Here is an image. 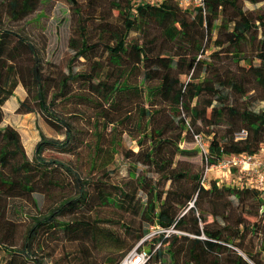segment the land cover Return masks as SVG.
Returning a JSON list of instances; mask_svg holds the SVG:
<instances>
[{"label":"trees","instance_id":"obj_1","mask_svg":"<svg viewBox=\"0 0 264 264\" xmlns=\"http://www.w3.org/2000/svg\"><path fill=\"white\" fill-rule=\"evenodd\" d=\"M5 1L7 4L2 16L14 22L21 21L35 12L40 2V0ZM68 1L80 18L78 34L81 47L78 46L77 58L83 56L92 61L97 49L102 46L108 55L107 61L114 70L112 79L116 76L119 78L110 85L104 82L98 74L102 69L99 67L100 63L94 62L95 66L91 68L89 74L70 75L65 79L64 87L67 86L69 79L83 77L87 79L92 91L103 97L111 107L120 109L134 104L142 120V123H139L143 129L141 145L145 142L144 139H150L149 151L146 154H139L141 157L139 160H143L147 166L160 167L162 173L170 172L163 176L164 180H172L168 190L161 189L157 183L149 182L146 177H142L140 182L141 189L148 195L145 207L140 213L141 218L162 229L174 228L179 231L169 236L165 233H158L155 236L153 241L160 242L161 247L164 246L165 249L160 247L155 253L149 251L152 253L151 260H155L156 264H163L164 250H167L170 264H251L250 259L244 258L238 252L240 243L248 231L241 230V225L245 222L241 213L243 214L245 209L255 208L253 215L256 218L260 216L262 200L259 192L249 187L237 189L221 187L217 186L216 182H212L211 188L205 189L201 185L202 176H196V182L187 188L189 176L172 168L171 160L178 153L170 154L169 150L171 151V147L174 146L178 151H182L178 147V142L183 132L188 130L193 133L194 130L196 134L205 133L204 127H208L206 133L212 136L207 161L209 165L218 164L225 156L231 154L258 153L264 145V109L256 110L250 107L236 109L232 113L231 125L222 134L218 130L231 109L227 90L247 96L250 91L247 87L252 79L264 87V13L253 14L244 9L246 3L259 4L264 0H206L205 14L201 10L192 12L185 10L174 0H164L161 4H150L144 0L138 4L133 0H108L105 8L101 7L103 0H88L94 15H101L104 18L100 22L102 26L98 25L103 28V34L108 35L107 42L101 41L103 44L90 42L91 37L80 0ZM109 7L110 11L118 12L122 21L119 29L113 26L110 16L107 17ZM6 25V21L1 18L0 192L8 197H18L36 192L37 184L33 182L34 179L42 178L40 180L42 182L48 176L50 170L44 165L46 162L43 156L45 147L51 145L67 150L70 143L69 138L64 141L43 138L36 148L35 161L38 165L35 167L34 162L27 156L20 133L12 127L1 128L4 118L3 105L19 85L18 80L11 85L16 73L15 65L19 63L21 52L25 49H30L33 58L36 59L31 71L38 89L39 107L48 118L52 115L46 103L43 75L41 66L35 58L33 44ZM215 30H218L219 35L214 44L220 48L216 54L225 52L236 59V62H243V66L240 67L247 73L246 75L222 73L220 66L212 60L214 54L210 58L198 59L199 54L205 51V40L211 37ZM135 31L143 38H148L151 46L140 45L139 41H129L130 34ZM256 61L259 64H256ZM136 69L143 70L142 87L131 82V76ZM92 70L95 74H92ZM192 70L194 72L203 70L206 75L201 78L199 74L194 73L190 81L184 83L181 76L189 75ZM20 78L23 82L24 78ZM139 103L142 106H139ZM146 103L149 105L147 109ZM32 111L34 109L27 100L21 102L19 113ZM182 114H186V117H182ZM175 119H178L176 125L180 128L176 137L174 130L168 132V129L175 128V125L171 124L175 123ZM156 120L157 124L152 126ZM111 123L115 126L119 120ZM198 123H201V126ZM104 124L109 126V122L107 124L104 121ZM243 130L247 132L246 138L236 139V135ZM99 152L100 148L97 147L96 154ZM58 165L71 171L62 163ZM7 170H11L12 173L9 174ZM50 183L52 184V181ZM116 190L114 194L110 191L107 195L103 193L102 205H116L124 208V212L138 215L139 205H136L133 194L122 188ZM230 196H235L239 201L237 216H232V212L225 214L232 205L227 200ZM69 202L80 204L83 201L79 198L66 203ZM192 202L193 206H190ZM203 205L219 206L216 207L213 223L208 222ZM54 213L36 219L28 238L35 232L38 233L41 227L49 226L55 230L63 228L66 232L72 233V238L80 239L82 224L77 223L80 227H75L72 222L58 220ZM223 223L228 224L222 225ZM256 226L257 224H253L251 233H254ZM91 227L86 226L87 236L84 238L91 236L93 239L95 235L97 237L106 235L121 245V241L114 238L111 230ZM148 233L149 229L146 228L138 236L137 242ZM238 239L240 242H237ZM262 247L264 249V241ZM1 248L0 241V250ZM251 256L256 264H262L254 255ZM121 259L110 258L106 264H120L123 260Z\"/></svg>","mask_w":264,"mask_h":264},{"label":"rangeland","instance_id":"obj_2","mask_svg":"<svg viewBox=\"0 0 264 264\" xmlns=\"http://www.w3.org/2000/svg\"><path fill=\"white\" fill-rule=\"evenodd\" d=\"M133 1L135 4L141 2V0ZM79 2L86 18L85 23L89 29L90 42H99L100 44H103L101 41L107 42L108 35H104L103 28L100 27L102 26L100 22L104 19L103 16L94 15L88 0ZM6 4L5 0H0V19L6 21V26L12 31L22 34L33 44L35 58L41 66L43 75L46 103L52 115H49L48 118L39 107L38 89L31 71L36 59L33 58L34 55L30 49H25L21 52L19 63L15 65L16 73L11 85L18 80L19 85L15 89L16 96L22 98L18 102L21 104L27 100L34 111L19 113V108H17L16 112L20 118H17L13 126L7 125L5 112H10L6 115L9 118L15 107V105L12 106L13 103H10L12 101L7 102L8 99L3 105L4 118L1 128L12 127L20 133L27 156L34 162L35 167L38 165L35 161L36 148L43 138L61 141L69 138L70 148L62 150L51 145L45 147L43 156L46 163L44 165L49 168L50 172L45 181L40 182L42 178L34 179L33 182L35 185L37 184L36 192L18 197H8L0 192V241L2 243L0 264H38V262L41 264H83L85 262L106 264L110 258L123 259L133 250L155 253L161 247V243L153 241L157 235L154 236V233L157 232L154 225L144 221L140 216L148 198L147 193L141 189L140 182L142 177H146L149 182L157 183L161 189L168 190L172 180L163 178L170 174L169 171L162 173L160 167L147 166L143 160H139L141 158L138 156L139 154H146L149 151L150 139H144L145 142L143 141L144 143L141 145L143 129L139 126L142 120L138 108L133 106L134 104L120 109L111 107L103 97L101 98L100 95L92 91V88L88 86L87 79L83 77L69 79L67 86L64 87V81L70 75L89 74L91 68L95 66L94 62H99V67L102 68L98 73L101 80L109 85L116 81L119 76L112 79L114 70L107 61V53L101 46L97 49L96 56L92 61H88L89 59L83 56L77 58L76 53L81 47V39L78 34L80 18L68 0H40L36 11L18 22L8 21L7 17L2 16ZM106 4H108V0H103L101 7L105 8ZM244 9L253 14L264 13V2L246 3ZM106 14L107 17L110 16V21L116 29L122 26L117 11H110L109 7ZM99 24L100 26H98ZM218 35V30H215L213 35L205 40V51L199 54L198 59L210 58L214 54L212 60L217 66H220L222 73L246 75L247 73L240 67L243 66V62H236V59L225 52L216 54L220 50L214 44ZM129 39V41H139L140 45L151 46L148 38H143L138 31L132 32ZM255 63L259 64L258 61ZM194 73L199 74L201 78L206 75L203 70L200 72L192 70L189 75H182L181 80L188 83ZM92 74H95L94 70H92ZM20 77L24 78L23 82ZM142 79L143 70H134L131 82L142 87ZM247 89L250 90L247 96L226 91L229 95L231 109L226 114L222 126L218 128L220 134L231 125L232 113L236 109L246 107L256 110L264 109V100H261L264 98L263 85L252 79L249 81ZM139 106H142L141 103ZM145 108H149L147 103ZM182 117H186V114H182ZM103 120L107 124L109 122V126H106ZM114 120H119L115 126L114 123H111ZM174 121L175 123L171 124L175 125V128L168 129V132L174 130V137H176L180 128L176 125L178 119ZM156 124L157 120L152 126ZM198 124L201 126V123ZM207 131L208 127H204L205 133L196 134L194 130L193 133L188 130L183 132L181 140L178 142V147L182 151H178V148L174 146L171 147V151L169 150L170 154L178 153L171 160L173 161L172 168L189 176L187 188L196 182V176L203 177L205 173L208 174V180L220 182L221 187L232 189L248 187L252 177L246 172L230 166L222 169L216 166L208 168L210 165L205 158L206 154L197 140V136H201L203 143H206V148L204 146L206 153L209 155L212 136L208 135ZM97 147L100 148V152L96 154ZM242 154L245 153L231 154L222 160L228 162ZM250 155H255L256 158L264 162V145L261 146L258 153ZM169 159L170 156L168 162H170ZM58 163L69 167L71 171L61 167ZM7 172L12 173L11 170H7ZM83 187L84 193L82 194ZM116 188L128 190L133 194L136 205H139L138 215L133 212H124V208L116 205H102L103 193L105 192L107 195L110 191L114 194L117 192ZM79 198H82L83 201L80 204L66 203ZM227 200L232 205L227 212L225 211V214L232 212V216L239 215L238 199L235 196H230ZM63 204L64 206H62ZM192 204L193 202L190 206H193ZM220 206L222 207V205ZM216 207L219 206L203 205L205 216L210 223H213ZM255 211V208H248L244 210L243 214L241 213L245 220L241 225V230L248 231L240 243L241 247L238 248V252L244 258L250 259L253 264L256 263L251 255L264 264V249L262 247L264 214L261 213L260 208V216L256 218L253 215ZM50 213H54L58 220L74 223L75 227H80L77 223L82 224L80 239L72 238V233L66 232L63 228L55 230L49 226L41 227L38 233L35 232L32 237L28 238L36 219H42ZM219 220L222 222L220 217ZM225 224L228 223L222 225ZM253 224H257V226L254 233H251ZM88 225L111 230L114 238L121 241V245L116 244L114 239L106 235L103 237L95 235L93 239L91 236L84 238L87 236L86 226ZM146 228L149 229V233L137 242L138 236ZM237 242H240L239 239ZM161 249H165L164 246ZM176 250L178 253L177 247ZM164 251L163 264H170L169 253L167 250ZM148 264H156V262L150 259Z\"/></svg>","mask_w":264,"mask_h":264},{"label":"built area","instance_id":"obj_3","mask_svg":"<svg viewBox=\"0 0 264 264\" xmlns=\"http://www.w3.org/2000/svg\"><path fill=\"white\" fill-rule=\"evenodd\" d=\"M150 4H161L164 0H144ZM180 7L189 11H197L201 10L204 14L206 13V0H174ZM247 136V132L245 130L241 131L237 135V139H244ZM201 136H197V140L199 145L203 147V151L206 155V143L204 144ZM205 146V148H204ZM234 167L242 172H246L249 176H251L249 188L253 190H258L260 197L263 201V205L261 208V213H264V162L256 158L255 155L250 154H242L240 156H236L231 160L221 161L216 167H220L221 169L224 167ZM203 184H207L206 177L203 178ZM220 184V183H219ZM193 205V204H192ZM157 229V232L154 233V236L158 233H165L166 236H169L171 233H179L174 228L170 229H162L159 226H154ZM152 253L148 251H137L133 250L129 252L121 261L120 264H148L151 259Z\"/></svg>","mask_w":264,"mask_h":264},{"label":"crops","instance_id":"obj_4","mask_svg":"<svg viewBox=\"0 0 264 264\" xmlns=\"http://www.w3.org/2000/svg\"><path fill=\"white\" fill-rule=\"evenodd\" d=\"M19 100H22V98L16 96V91H15L14 95L11 96L9 98V100L7 101V102L12 101L10 103H13L12 104L13 107L15 105L14 110L12 111V115L9 118H7L6 115H8V113H10V112H8V113L5 112V122H6L7 125L13 126L14 125V122L17 120V118L18 117L20 118L19 114H17V112H16L17 111V108H19V106H20V103L18 102Z\"/></svg>","mask_w":264,"mask_h":264},{"label":"flooded vegetation","instance_id":"obj_5","mask_svg":"<svg viewBox=\"0 0 264 264\" xmlns=\"http://www.w3.org/2000/svg\"><path fill=\"white\" fill-rule=\"evenodd\" d=\"M237 139V138H236ZM239 140V139H238ZM208 156L209 155H206L205 156V158H206V160L208 161ZM219 164V163H218ZM218 164H215V165H210L208 168L210 169V168H212V167H214V166H217ZM204 177H206V179H207V184H203V178ZM212 182H216V184H217V186H221L219 183L220 182H217V181H210V180H208V174L207 173H205V175L202 177V179H201V185L205 188V189H209V188H211V186H212ZM240 188H243V187H240ZM261 198V197H260ZM262 200V199H261ZM262 205H263V201H262ZM262 205H261V208H262ZM262 214H264L263 212H262Z\"/></svg>","mask_w":264,"mask_h":264}]
</instances>
